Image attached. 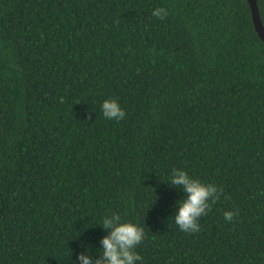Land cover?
<instances>
[{
	"label": "trees",
	"instance_id": "1",
	"mask_svg": "<svg viewBox=\"0 0 264 264\" xmlns=\"http://www.w3.org/2000/svg\"><path fill=\"white\" fill-rule=\"evenodd\" d=\"M174 168L223 190L199 232L175 223ZM113 213L144 229L136 264H264V42L247 0H0V264L98 259Z\"/></svg>",
	"mask_w": 264,
	"mask_h": 264
},
{
	"label": "clouds",
	"instance_id": "2",
	"mask_svg": "<svg viewBox=\"0 0 264 264\" xmlns=\"http://www.w3.org/2000/svg\"><path fill=\"white\" fill-rule=\"evenodd\" d=\"M262 21H264V8H260L261 0H257ZM152 15L164 19L169 15L163 7L153 10ZM63 103V98L60 99ZM103 116L107 120L120 121L126 116L125 111L114 99H106L101 105ZM90 118V117H89ZM169 182L173 188H182L185 198L177 201L178 210L174 214L176 225L182 232L196 233L200 231L199 219L211 211L212 204L223 195V190L212 183H203L191 177L183 169H172ZM239 214L236 211L223 213L226 223L231 222ZM102 228L107 231L99 243L102 250L98 259L93 260L90 254L80 253L77 257L80 264H136L142 257L135 251L144 239V229L131 222H123L119 214L113 213L102 219Z\"/></svg>",
	"mask_w": 264,
	"mask_h": 264
},
{
	"label": "water",
	"instance_id": "3",
	"mask_svg": "<svg viewBox=\"0 0 264 264\" xmlns=\"http://www.w3.org/2000/svg\"><path fill=\"white\" fill-rule=\"evenodd\" d=\"M247 2L251 10V19L254 29L262 42H264V27L260 21L256 0H247Z\"/></svg>",
	"mask_w": 264,
	"mask_h": 264
}]
</instances>
